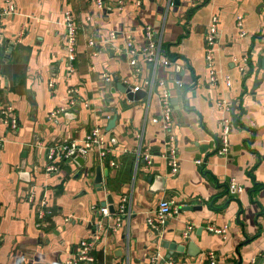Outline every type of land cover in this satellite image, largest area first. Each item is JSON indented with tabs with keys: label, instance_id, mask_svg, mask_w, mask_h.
<instances>
[{
	"label": "crops",
	"instance_id": "obj_1",
	"mask_svg": "<svg viewBox=\"0 0 264 264\" xmlns=\"http://www.w3.org/2000/svg\"><path fill=\"white\" fill-rule=\"evenodd\" d=\"M10 1L17 12L4 20L2 31L0 106L14 107L18 127L0 126V264H70L80 240L93 232L99 236L94 261L81 264H151L155 254L160 264H209L208 251L215 264H264V0H179L164 16V0L139 6L126 0L121 7L103 0V9L95 0ZM65 11L78 26L71 63ZM212 17L218 19L214 81L205 51ZM145 26L160 39L159 61L148 64L138 55L140 72L133 76L124 45L130 37L135 48L144 46ZM124 81L148 96L128 100L116 89ZM164 89L172 106L168 130L152 121ZM114 116L113 128L106 129ZM222 119L231 124L226 155L216 152ZM93 127L104 132L108 156L99 161L93 151L85 167L71 160L44 171L48 145L80 141ZM167 132L175 137L174 175L165 158ZM96 165L101 189L94 183ZM231 179L241 191H226ZM125 195L130 213L120 226L100 219L96 210L109 207L107 197L114 214ZM230 197L242 211L233 200L221 211L209 208L224 206ZM162 199L173 201L176 210H201L172 214L155 233L146 219ZM42 201L50 210L44 218L38 216ZM164 240L184 245L183 251L170 253Z\"/></svg>",
	"mask_w": 264,
	"mask_h": 264
},
{
	"label": "built area",
	"instance_id": "obj_2",
	"mask_svg": "<svg viewBox=\"0 0 264 264\" xmlns=\"http://www.w3.org/2000/svg\"><path fill=\"white\" fill-rule=\"evenodd\" d=\"M126 0H117L116 4L118 7H121ZM96 6L98 8H102L104 6L103 0H95ZM142 0H135V4L137 6L141 5ZM172 0H164L161 10L162 15H166ZM17 12L15 5L10 0H3V4L0 5V47L3 42V28H4V20L6 18L12 17ZM238 25L240 23L238 22ZM64 26H65V48L67 53L68 62H72L76 56V42H77V29L78 26L74 22L73 15L70 11L64 12ZM143 33L146 39V43L144 46L140 48H135L133 43L128 37L125 41L124 51L131 55L128 63L132 68L133 76H137L140 72V67L137 65V56L141 55L143 59L148 63L155 65L158 59L159 47H160V39L157 38L155 32L152 30L150 26H145L143 29ZM218 33V19L217 17H212L210 27L205 36V51H206V60L208 62L209 67L211 68V81L215 80V73L212 70L211 59H212V45L216 40V36ZM114 33H111L110 37H113ZM88 44H94V41H88ZM164 64H167L168 61L163 60ZM71 69V68H70ZM103 78L106 82L110 81V77L106 74H103ZM125 83V81H124ZM176 84L178 81L175 82ZM229 84V83H227ZM161 85H165L164 82H161ZM138 86L131 87L132 91L138 89ZM0 89H3V80L0 75ZM70 93L73 90H69ZM160 101V113L158 117H153V122H162L163 128L168 130L172 123V106L170 102L169 93L164 89L159 94ZM225 109H228L226 105H222ZM4 125L7 130L13 131L18 127V118L15 114L14 107L10 103H5L0 106V126ZM221 131L219 134L218 147L216 152L219 155H226L229 149V132H230V121L229 119H222L220 122ZM167 139L165 140L166 154L165 158L168 162L170 173L172 175L176 174L178 171V156L176 152L175 146V137L173 134L167 132ZM136 137L138 139L141 138L140 132H136ZM104 132L101 129L93 127L89 132L79 141V140H71L67 142H55L46 147V163L44 165V171L46 173H52L58 170L59 164L61 162L71 161L74 153L77 154H87L96 152V158L101 161L106 156H108L109 149L106 144V140L104 137ZM140 153V145H139ZM3 150V138L0 137V153ZM145 159L149 163V156L146 153ZM195 162L199 165H202V161L200 159H196ZM110 165H114L111 161ZM228 188L232 190V192L241 191V187L237 185L232 179L227 183ZM31 195L28 196L27 199L31 200ZM45 202L42 201L39 204L38 216L40 218H44L46 214L50 213L49 209H45ZM97 213L100 219H113V226H120L122 224V219L125 216H129L130 209L128 206V199L125 196L122 197L116 211L114 214L110 213L107 207H100L97 210ZM177 212L176 207L173 205V201L162 199L158 202V206L156 208L154 216H149L146 219V223L149 226L150 230L158 233L163 223ZM100 222L97 225V232L100 231ZM188 229H191V226H188ZM208 230L214 234L223 235L224 229L209 227ZM188 235V232L184 233ZM99 236L96 232H93L92 238L89 240L82 239L79 242L77 251L75 256L69 260L70 264H78V263H92L94 261V257L92 255L93 248ZM215 254L211 251L207 252V258L209 260V264H215ZM26 264H42V263H34L29 262ZM127 264V263H122ZM151 264H160V257L158 254H155L151 257ZM166 264H171L168 261Z\"/></svg>",
	"mask_w": 264,
	"mask_h": 264
},
{
	"label": "water",
	"instance_id": "obj_3",
	"mask_svg": "<svg viewBox=\"0 0 264 264\" xmlns=\"http://www.w3.org/2000/svg\"><path fill=\"white\" fill-rule=\"evenodd\" d=\"M172 3L177 5L179 3V0H172ZM159 10H162V7L159 6ZM262 61L264 62V59H262ZM121 93H124L126 98L130 101H138L139 99L143 98L144 96H148L147 92L141 88H138L136 89L135 91H132L131 90V87H129L126 83H121L119 82L118 85L116 86ZM115 87H113L112 90H114ZM115 120H116V117H112L109 121H108V125L106 127V129H111L113 128L114 126V123H115ZM88 155L87 154H77V153H74L73 156H72V160H74L76 163H78L81 167H85L87 165V161H88ZM108 173V171H107ZM107 173L105 175H107ZM101 182H102V172H101V167L100 165H96L95 166V176H94V183L96 184V187L98 189H101ZM227 192L231 191L228 186H227V189H226ZM110 197H107V200L106 202H108L110 205L108 207V210L110 213H113L114 212V209H113V203H112V200L111 198L109 199ZM230 200H233V201H236V203L238 204L240 210L242 211L243 210V207L241 206L240 204V201L236 198H233V197H230L226 200L224 206L220 207V208H216L213 206V204H209V208L211 210H217V211H221L222 208L226 207L228 205V203L230 202ZM106 202L103 203L106 204ZM196 211V210H201V206H191V205H184L182 207H179L177 209V213H181L183 211ZM240 211V212H241ZM263 211H261V214H262ZM167 223V222H166ZM167 225V224H166ZM168 232H171L173 233L174 232V229L171 228L168 230ZM188 236V235H186ZM185 241L188 240V237H186L184 239ZM249 239H246L245 242H248ZM162 247L164 248H168L169 252L171 253L173 250H176V251H183V248H184V245H181V244H178L176 241H169V240H164L162 241L161 243ZM188 247H193L196 251V247L193 245V243L191 241L188 242Z\"/></svg>",
	"mask_w": 264,
	"mask_h": 264
}]
</instances>
